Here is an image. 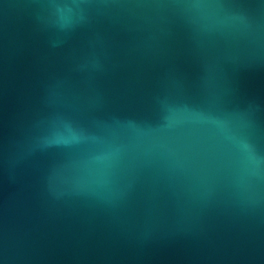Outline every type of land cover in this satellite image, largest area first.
Wrapping results in <instances>:
<instances>
[{"label": "water", "instance_id": "water-1", "mask_svg": "<svg viewBox=\"0 0 264 264\" xmlns=\"http://www.w3.org/2000/svg\"><path fill=\"white\" fill-rule=\"evenodd\" d=\"M0 264H264V0H0Z\"/></svg>", "mask_w": 264, "mask_h": 264}]
</instances>
